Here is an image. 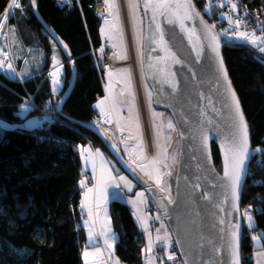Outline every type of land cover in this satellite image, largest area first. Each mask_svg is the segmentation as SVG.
Returning <instances> with one entry per match:
<instances>
[{
  "label": "trees",
  "instance_id": "1",
  "mask_svg": "<svg viewBox=\"0 0 264 264\" xmlns=\"http://www.w3.org/2000/svg\"><path fill=\"white\" fill-rule=\"evenodd\" d=\"M62 2L66 4L62 6ZM242 2L250 11L264 8V0ZM21 3L24 7L16 13L12 31L23 50L32 53L38 48L45 56L31 78L10 80L0 75V205L7 213L0 223V264H83V172L77 147L91 141L93 150H105L117 163L105 141L84 128L97 118L94 105L105 96L103 74L96 62V50L104 44L101 19L96 0H36L35 6L30 5V0ZM7 6L8 0H0V16ZM199 7L201 10L203 5ZM220 11L204 16L213 24L219 16L210 14L217 16ZM222 26L221 32L228 28ZM45 27L66 44L71 57ZM229 35L220 36L241 47L226 48L224 58L252 132L254 154L242 207L252 210L253 225L245 224L242 250L244 264H255L256 252H264V58L246 47L248 43ZM21 47L14 46V67L18 69L22 66ZM56 49L64 62V84L58 94L44 77ZM75 66L74 88L62 103V95L71 87ZM27 101L35 107L27 110ZM46 104L57 110L55 121L42 126L44 122L24 121L39 115ZM212 155L220 171L221 158L215 145ZM134 185V190L142 189ZM109 211L119 236L115 255L124 264H143L145 234L130 204L114 199Z\"/></svg>",
  "mask_w": 264,
  "mask_h": 264
},
{
  "label": "water",
  "instance_id": "2",
  "mask_svg": "<svg viewBox=\"0 0 264 264\" xmlns=\"http://www.w3.org/2000/svg\"><path fill=\"white\" fill-rule=\"evenodd\" d=\"M191 2L203 21L207 25H211L194 0H191ZM140 8H142L144 19L142 72L153 93L154 104L159 109H164L172 115L179 135L180 150L172 202L169 203V200L161 195L160 191L154 186L149 183L146 185L137 179V176L133 175L120 162L123 156L120 152L117 153L113 150L112 145L114 143L110 142L101 128L93 124L85 125L84 128L105 141L107 148L121 170L127 172L133 182L141 185L144 189L151 186L153 190L149 192L152 197L155 200L162 201L161 206L165 213L168 231L171 233L181 264H185V261H187V264H231L232 255L229 243L234 224L239 225L238 253L240 264H244L242 247L245 220L241 213L243 212V192L249 177L250 163L253 156V142L249 121H247L242 101L234 88L226 58H224L226 48L241 47V45L223 42L219 37L221 42L220 55L219 58H214L211 50L207 47L208 41L206 38L203 41L195 40V38L190 41L189 37L181 32L178 26L168 25L164 17H158L169 49L184 62L181 65H167V68L176 74L175 79L178 89L173 95L169 85L162 82L158 71L159 68H164L166 65L164 63L158 64L157 57L163 59L167 53L158 42L154 26H149L151 12L149 11L145 15L143 0H140ZM39 22L44 26L46 25L40 18ZM189 24L196 27L198 33L201 32L198 20L189 22ZM215 32L217 33L216 29ZM48 33L69 54L66 44H63L55 33L50 31ZM154 37L156 39L155 43L153 42ZM192 43L197 45L203 43L204 45L198 62L195 61ZM242 47L244 48V46ZM246 47L249 48V46ZM219 60H222L223 68L226 70V80L217 71ZM76 74L77 69L75 66L71 87L63 99L64 102L74 88L77 79ZM218 77L220 78L218 79ZM229 88L235 93L239 102L248 132V156L245 160V168L239 187V199L236 202L232 199L230 180L226 176V172L230 176L234 170V161L229 149L236 134V129L233 127V109L229 107L230 100L226 101ZM201 94L211 97V104L208 100L202 99ZM201 112L205 115H200ZM209 120L211 123H208ZM202 128L208 134L206 150L201 147L196 135ZM214 145L217 147L221 158L222 169L220 171L215 166L214 155H212ZM205 196L208 198L206 199ZM237 207L239 211L236 210ZM221 220L224 223H220ZM177 240L180 243H176Z\"/></svg>",
  "mask_w": 264,
  "mask_h": 264
},
{
  "label": "rangeland",
  "instance_id": "3",
  "mask_svg": "<svg viewBox=\"0 0 264 264\" xmlns=\"http://www.w3.org/2000/svg\"><path fill=\"white\" fill-rule=\"evenodd\" d=\"M78 1V0H77ZM234 1V0H233ZM116 3L119 5V19L117 20L116 16V10L115 9H108L106 5L101 2L100 0H96V10L100 16V31L102 35V40L104 42L103 46L98 50L97 54L94 53V50H92V53L94 55L96 54L97 57V64L99 66V69L101 70V74H103V85H104V97L99 98L98 102L94 105L95 110L97 112V118L93 121V124L99 128H101L105 136L110 140V142H113L117 148L119 149L120 154L123 156L124 159L125 155H127V152L124 150V145L121 142L122 139H127L128 145L130 150H133L135 154V150L137 149L138 146V140L139 138L142 137L143 142L146 144V155H148L150 158L156 156L157 152L160 153V159L164 160L165 157V150L167 152V155L170 157L172 153H175L177 156V163H178V153L180 150L179 146V135L177 131L176 124H174V120L172 118V115L169 114L168 111L166 110H161L159 109L156 104L153 103L151 106H149L148 103V97L147 93L151 92V89L145 81L144 73L142 72V55H143V36H144V19H143V12L142 8L139 7L137 11V17H138V24H137V29L139 31V34L141 36V44L139 46V49H137V45L135 42V31L132 23V18L129 13V9L127 6V0H124V4L122 0H116ZM140 3V0H139ZM196 5H198L197 2H195ZM9 4H11V0H8V6L5 8V10L2 12V15L0 18L5 17L7 15V19H0V24H3L4 27L0 29V50H3L7 52V55L9 58L12 59V64L13 68L15 69V73L12 72V77H7L5 75L9 76V73L0 70V75L3 74L6 78L10 80H16L17 78L19 80H24L25 77L27 76L24 75L23 77H19L16 75V73H20L19 69L14 67V61H16V57L14 55V46L17 47L18 49L21 47L19 46L18 39H16V35H14V32L12 31L14 28L12 27V21L16 16V13L21 12L23 10V5H21V8H9ZM66 2H62L61 5L64 6ZM199 7V5H198ZM200 9V7H199ZM216 11L221 10V7H216ZM9 10H12L11 13H8ZM202 10V11H201ZM201 12L204 10L201 8ZM214 11V9L212 10ZM204 14V12H203ZM217 14V13H216ZM38 16V15H37ZM212 17H217L214 16L213 13L210 14ZM39 17V16H38ZM40 18V17H39ZM108 21V23H105V21ZM119 27H122L123 29V36L121 37L120 31L118 30ZM238 41L243 42V43H248L247 41L243 39H239ZM249 46L253 47V49L256 50L257 52H260L258 47H254L252 44L248 43ZM101 49H103V52H101ZM131 49L135 51L138 62L140 63V72L142 74V94H143V101L145 104V115L147 116L148 120V126H149V132L150 136L152 137V147L154 148L153 151H151V148L148 145V140L147 137L145 136V124L143 121L144 118V113H141V105H140V97L138 94V89L137 85L135 83L134 79V73L132 70V66L129 64H124L121 66H118L117 68H114L110 63H105L101 60L102 55L106 54L107 52H111L113 55L117 57V61L125 63L130 55H131ZM261 53V52H260ZM127 55V58H123L124 55ZM264 55V53H261ZM55 57L59 60L60 65H62V68L59 70V83L56 84L55 86L53 85V79L50 76V73H52L54 69V60L52 61L51 68L48 72L44 73L45 79H48L50 81L51 87H55V91L53 90L54 94H58L61 92L63 89V74H64V62L62 60V56L59 55V51L56 49L54 50ZM14 60V61H13ZM127 63V62H126ZM35 65V64H34ZM40 65V64H39ZM31 66V65H30ZM40 67V66H39ZM31 68V67H30ZM3 72V73H2ZM40 76V74H38ZM11 76V75H10ZM38 76V77H39ZM152 93V92H151ZM153 94V93H152ZM67 93L62 95V99L66 97ZM101 101H104V104L102 105L103 108V113L101 111V108L97 107L98 104H100ZM61 101L57 102L55 104L56 108L57 105L60 104ZM64 101H62L63 103ZM31 101H27V105L25 108L28 110L33 109L35 106H30ZM40 114L35 115V117L31 118L32 121H37L39 122H44L41 124L44 125L46 123H50L52 121H55L56 119V112L55 108L53 106H50L46 104L42 109H40ZM153 113L157 114H163V116H153ZM137 115L139 116V128L137 127V120L136 117ZM55 119V120H54ZM171 119L176 131L173 132L166 127L167 120ZM33 124H36L33 123ZM119 125V127H117ZM157 127H159V136L157 137ZM168 137H171V139H168ZM157 141L159 142V149L156 147ZM91 147L93 150V144L91 141H88L86 143ZM81 144H79L80 146ZM79 146L77 149H79ZM101 152L104 155H107L108 157L109 154L105 150H101ZM125 155H124V153ZM254 154V152H253ZM128 158V155L126 156ZM114 159V158H113ZM127 160V159H126ZM114 163V168L113 170L116 172L114 173L113 171L107 170V172H103L101 175V178L103 181L108 182L109 181V175L108 173L111 172V175L114 177H117L119 175H123L127 177L128 180H130L133 184V190L135 185L137 184L131 180L129 174L123 170H121L120 166L117 165V163L113 160ZM144 165L148 170L153 171L155 174V169L153 166L150 164L149 160H144L143 161ZM165 163H168L170 168L165 169L163 166L160 167V173L163 177L162 183L164 186L170 189V192H160L161 195H163L167 200H171L174 196V186L176 182V174H177V163L172 165L170 158L168 160H165ZM123 171V172H122ZM167 171L171 172L170 176H164L163 174ZM97 183V182H96ZM151 186L155 187V184L151 181L147 182ZM139 185V184H137ZM96 187L95 182H90L85 181L84 186L81 185V190L82 193H86L88 189H93ZM142 189H136L135 192L138 191H144L145 196L143 197V205L139 207V205L135 204L130 206V209L132 212H134L137 220H138V213L139 211L135 209L138 207L142 212L146 214L147 219V224L144 222L143 225H141L142 232L145 234V245L142 250V255L144 257L143 264H147L149 260L152 261V264H163L164 260L167 261V263L164 264H181L178 254L176 253V248L173 243L172 237H171V246L168 248L164 247L163 242H158L155 240V237L157 235V229H161V225L164 226V229L167 230L169 235L171 236V233L168 231V225L167 221L165 218V213L162 210V201L161 200H155L152 195L150 194L149 191H145V189L142 186H139ZM128 192L126 189H117L114 186H111L109 183V186L107 187V192L109 194L110 199L114 200H119V201H126L128 200L129 195L131 197H135V192L134 191ZM134 200V199H133ZM244 208V207H243ZM242 208V210H243ZM84 208L82 209V214L81 215H86L84 214ZM110 213V211H109ZM7 213L5 212L4 208L1 207L0 205V223L4 219L2 217L6 216ZM111 216V213H110ZM159 216L160 220H156L155 217ZM144 217V216H143ZM84 221V220H83ZM253 221V220H252ZM139 223V222H138ZM247 227H250L248 225V221L245 222ZM83 225V223H82ZM253 225V224H252ZM83 228L85 230V227L83 225ZM144 228H147L148 231L146 232ZM116 232V231H115ZM149 233L151 234L153 238V249L151 251H146L147 246H148V236ZM161 235H163V231L161 232ZM247 235V234H246ZM1 244V240H0ZM3 245V243H2ZM1 246V245H0ZM261 253H264L262 251L256 252L254 255V260L255 264H264V255H261ZM171 254L174 256V260H168L167 255ZM161 258V259H158ZM106 264H109L108 262Z\"/></svg>",
  "mask_w": 264,
  "mask_h": 264
},
{
  "label": "snow or ice",
  "instance_id": "4",
  "mask_svg": "<svg viewBox=\"0 0 264 264\" xmlns=\"http://www.w3.org/2000/svg\"><path fill=\"white\" fill-rule=\"evenodd\" d=\"M70 2V0H68ZM36 0H30V5L35 6ZM225 4L230 7L231 12H235L237 9V4L233 3V0H221L220 7H224ZM105 5L108 9H115L116 10V16L117 20L119 19V5L116 3V0H105ZM127 6L129 9V13L132 18V23L135 31V42L137 45V49H139V46L141 44V36L139 34V31L137 29L138 24V17H137V11L140 7L139 0H127ZM143 6L145 9V15L148 14V12H151V17L149 21V26L155 28V33L158 36V42L163 47V50L167 53L166 57L163 59L157 57V63H164L166 67L159 68V74L162 78V82L169 85V87L172 89V94L174 95L178 89V84L175 79V73L171 72L168 68V64H175V65H181L184 62L177 57V55L172 52L165 39H164V30L161 27V23L158 20V17H164L165 21L168 25H176L179 27L180 31L185 33L189 40L191 41L193 38L198 41H203L204 38L207 39V47L211 50L214 58H219V48H220V39L219 35H228L231 33L232 38H239L247 41L248 43L252 44L254 47H258L259 51L261 53H264V22L261 23L260 36H256L255 32H249V31H240L242 27H246V22L242 18H233L231 14H225L221 12L222 19H227L229 27L225 30H223L220 34H217L215 32V26L214 25H207L206 22L203 21V19L200 17V14L195 11L194 4L191 2V0H143ZM9 8H21V5L19 4L18 0H11V4L9 5ZM208 9H206L207 11ZM247 15V13H245ZM0 19H7V15L5 17H2ZM199 21V28L201 29V32H197L196 27L190 26L189 22L193 21ZM105 23H108L106 20ZM4 27L3 24H0V29ZM118 30L120 31L121 37L123 36V29L122 27H119ZM153 42H156V39L154 37ZM66 47V46H65ZM203 43L200 45H197L196 43H192V51L195 53V61H199L201 57V52L203 50ZM155 51V49H154ZM101 52H103V49H101ZM123 58H127V55L125 54ZM12 59L9 58L7 55V52L0 50V70L4 71H11L15 73V69L13 68ZM54 60V71L50 73V76L53 79V85L59 83V70L62 68V65H60L59 60L57 57H53ZM151 67V65H150ZM191 71V69H189ZM217 71L220 73V76H222L225 80L227 79V73L226 70L223 68V62L222 60H219V66ZM27 69L20 73H16L17 76L23 77L26 75ZM220 77H218L219 79ZM55 91V87L53 89ZM148 97V103L149 106L153 103V94L151 92L147 93ZM202 99H206L209 101V104H211V97L204 96L201 94ZM230 100L229 107L233 109V127L236 129V134L233 137V144L229 151L232 153V159L234 161V170L233 173L229 176L226 172V176H228V179L230 180V192L232 195V199L234 202L238 201L239 199V187L242 179V174L245 168V160L248 156V132H247V125L243 118V113L240 110L239 102L235 96V93L232 92L229 88L228 95L226 97V101ZM104 104V101H101L100 104L97 105V107L101 108L102 114L103 108L102 105ZM163 116V114H157L153 113V116ZM200 115H205V113L201 112ZM137 120V127L139 128V116L136 117ZM208 123H211L209 120ZM119 127V125H117ZM167 129L175 132L176 128L172 122L171 119L167 120L166 123ZM157 137L159 136V127H157ZM198 139L201 143V147L205 150L207 149V140H208V134L207 131L203 128L199 131ZM168 139H171V137H168ZM124 145V151L128 154V160H124L121 158V163L124 164L125 167L129 169L133 173V175L137 176V179L141 180L147 185V182L151 181L155 184V188L158 189L160 192H170V189L164 186L162 183V175L160 173V167L163 166L165 169L170 168L171 165L168 163H165V160H168L170 158L171 164L174 165L177 163V156L175 153H172L169 157L167 155V152L165 150V157L164 160L160 159V153L157 152L156 156L149 157L146 155V144L143 142L142 137L138 140V146L135 150V154L133 150H130L127 139H122L121 141ZM156 147L159 149L160 145L157 141ZM112 148L117 153L119 152V149L115 144L112 145ZM81 152L83 153L84 150L81 149ZM89 155H91V150L88 152ZM96 155L99 156L100 153L97 151ZM149 160L150 164L155 169V174L153 171L148 170V168L145 167L143 161ZM109 175V181L105 182V184L100 187V197L101 200L106 203L107 202V187L109 186V183L111 186H114L117 189H126L128 192H131L133 190V184L130 180L127 179V177L123 175H119L118 178L111 175V172L108 173ZM164 176H170L171 172L167 171L163 174ZM81 185L84 186V182H81ZM151 186H147L145 191H152ZM88 192H92L93 189H88ZM135 196L137 198H143L145 196V192H136ZM207 199L208 197L205 196ZM85 199H87V192L85 193ZM172 201L169 199V203ZM129 203L136 204V200H130ZM85 205H82L84 207ZM235 206V203H234ZM223 211V209H221ZM237 211H239L238 207L236 208ZM248 221V225L251 227L253 224L252 217L250 214H248V210H244L241 213ZM156 220H160V217H155ZM141 225L144 224V219L140 220ZM220 223H224L223 220L220 221ZM144 230L147 232L148 229L144 228ZM163 231V235H161V232ZM103 234V233H102ZM89 237L91 239L92 232L91 229L89 230ZM253 239H257V237H253ZM155 240L158 242H163L164 247L168 248L171 246V236L167 232L166 229H164V226L161 225V229H157V235L155 237ZM148 246L146 251H151L153 249V238L151 234L149 233L148 236ZM105 245L107 247H111V243L109 241V238H105L104 241ZM176 243H180V241H176ZM238 245H239V225L234 224L232 231H231V240L229 243V249L232 255V262L231 264H240L239 260V253H238ZM85 257L89 255L87 251L84 253ZM261 255H264V253H261ZM158 259H161L158 257ZM168 260H174V256L171 254L167 255ZM147 264H152V261L149 260ZM185 264H187V261H185Z\"/></svg>",
  "mask_w": 264,
  "mask_h": 264
},
{
  "label": "crops",
  "instance_id": "5",
  "mask_svg": "<svg viewBox=\"0 0 264 264\" xmlns=\"http://www.w3.org/2000/svg\"><path fill=\"white\" fill-rule=\"evenodd\" d=\"M17 39V36L15 37ZM22 49V66L19 68V71L22 72L27 69V76L25 78H31L33 71L37 68L39 70V64H41L44 60L43 52L36 48L32 53H29L26 50ZM35 64V65H34ZM31 65V66H30ZM31 67V68H30ZM35 121H27L26 123H35ZM81 149L84 152H81ZM80 150V159L82 161V172L83 179L82 181H87V178L91 176V174H96V187L92 192L87 191V199H85V194L83 196L82 204L85 205L84 208V221L83 225L85 227V236L86 241L84 243V251H83V264H124L120 258L115 255L116 242L118 241V234L114 231L113 224L111 222V216L109 213L110 199L109 194L107 192V202L104 203L100 197V187L105 184V181L102 180L101 175L107 170L113 171L116 173L114 168L113 160L104 155L100 150H92L91 147L87 144H81L79 146ZM89 150H91V155L88 154ZM99 152L100 155L97 156L96 152ZM81 181V182H82ZM135 192V190H133ZM144 192V191H138ZM136 193V192H135ZM134 193V194H135ZM128 200L126 202L129 203L130 200H136L137 205L142 206L144 203L143 198L131 197L129 195ZM130 206L134 205L129 203ZM135 206V205H134ZM138 210V222L140 223L141 219H144V222L147 221L146 214L142 212L138 207L135 211ZM144 216V217H143ZM147 224V222H146ZM91 229L92 237H89V230ZM103 233V234H102ZM109 238L111 243V247H107L104 243L105 238ZM87 251L89 255L85 257L84 253ZM255 258V257H254Z\"/></svg>",
  "mask_w": 264,
  "mask_h": 264
},
{
  "label": "bare ground",
  "instance_id": "6",
  "mask_svg": "<svg viewBox=\"0 0 264 264\" xmlns=\"http://www.w3.org/2000/svg\"><path fill=\"white\" fill-rule=\"evenodd\" d=\"M122 2L124 4V0H122ZM257 23H258V20L255 17V19L253 21L247 23L246 24V27H242L240 29V31L255 32L256 33V36H260L261 35V32H260V29H259V24H257ZM211 25H214L215 26V29H216L217 33L219 34V31H220V29L222 27L219 26L217 23H214V22ZM219 37H221V39H222L223 42H228L222 36L219 35ZM251 48H253V47L249 46V49H251ZM131 51H132L131 52V55H130L129 59L126 61L127 63L126 62L123 63V62L117 61V57L115 55H113L111 52H107L106 54L102 55L101 60L103 62H105V63H110L114 68H117L118 66H121V65H124V64H129V63L132 66V70H133V73H134L135 83L137 85L138 94H139V97H140V100H141V102H140L141 109L140 110H141V113L142 112L144 113L143 114L144 115L143 121H144V124L146 126V128H145V136L147 137L148 145L151 148V151H153L154 148L152 147V140H151L152 137L150 136L149 126H148V120H147V116L145 115V104H144V101H143V94H142V83H141L142 82V74L140 72V63L138 62V58H137V55H136L135 51H133V49H131ZM259 55L264 58V55L261 54L260 52H259ZM6 72H8L9 74L12 73L11 71H6ZM29 120H31V119H27V120H24V121L27 122Z\"/></svg>",
  "mask_w": 264,
  "mask_h": 264
},
{
  "label": "built area",
  "instance_id": "7",
  "mask_svg": "<svg viewBox=\"0 0 264 264\" xmlns=\"http://www.w3.org/2000/svg\"><path fill=\"white\" fill-rule=\"evenodd\" d=\"M100 1L105 4L104 0H100ZM18 2H19L20 5H22L21 0H18ZM194 2H197L199 5H203V8H202L204 10L203 12L204 13H208V14L210 12H212L213 9H214V11H216L215 8L219 7L220 4H221V0H194ZM233 3L237 4V9H236L235 12H231L230 11V7L225 4V6L221 8L220 13L218 14L219 17L217 16L218 17L217 21H214V19H213V22L217 23L222 28H223L222 25H224V24L229 27L227 19L226 18L222 19V17H221V12H223L225 14H231L234 19L235 18H242L246 22V24L251 22V21H253L255 19V17H256L257 20H258L257 24H259V29L261 28L262 25L259 22H264V8L263 7L257 8L254 11H250V10L247 9L246 4L243 3L242 0H234ZM206 9H208V10L206 11ZM11 12H12V10L8 11V13H11ZM245 13H247V15H245ZM229 36H231V35H229ZM97 52H98V50H96V53ZM10 75L12 77V73L9 74V76ZM5 76L9 77L8 75H5ZM88 181H89V183L90 182H92V183L95 182L96 181V174H91V176L87 178V182ZM95 184H96V182H95ZM245 209L248 210V214H251L252 210L249 207L245 206L243 208V211ZM243 218L246 221V218L244 216H243Z\"/></svg>",
  "mask_w": 264,
  "mask_h": 264
}]
</instances>
